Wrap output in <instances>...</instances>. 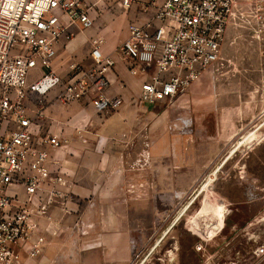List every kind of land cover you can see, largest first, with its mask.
Segmentation results:
<instances>
[{"label":"crops","instance_id":"obj_1","mask_svg":"<svg viewBox=\"0 0 264 264\" xmlns=\"http://www.w3.org/2000/svg\"><path fill=\"white\" fill-rule=\"evenodd\" d=\"M151 14L150 10L145 14L133 11L125 15L114 9L98 18L95 28L81 31L78 26L73 27L69 39H62L56 47L57 57L51 63V71L62 82L69 63H78L83 68L92 66L91 40L101 36L104 40L102 53L115 60V66L112 70H105L104 76L109 81L107 95L122 101L118 109L101 114L88 101L62 104L57 100L60 86L42 97L27 94V108L31 113L41 115L37 120L38 136L57 135L65 141L60 148L50 151V166L59 170V176L67 184L56 187L60 196L46 208L43 216L37 214L36 202L32 200L31 224L35 233L44 238V245L41 256L30 264H53L56 261L70 264L71 260L78 258L80 264H126L130 258L132 231L144 227L150 230L154 226L151 197L163 195L172 199L183 194L215 164L224 145L244 127L243 112L236 107L235 101L228 99L231 105L227 104L224 111L225 105L221 102L226 100V94L217 89L213 96L203 92L200 87L204 88V85L200 80L190 88V95L179 97L178 102L180 105L185 101L194 104L199 97H208L213 104L209 103L206 111L216 106L213 121L203 113L194 142H186L182 136H174L171 141L165 120L156 119L159 105L150 106L138 100L141 85L150 72L143 73L139 66L132 65L116 52L117 46L126 38L128 21L136 18L143 22ZM38 76L40 71H32L29 83ZM204 120L214 123L215 134L204 130ZM146 140L150 145L147 166L141 170H129ZM231 147L232 143L220 162L191 191L196 199L203 191L209 192L212 188L218 173L232 158ZM153 180L157 181L155 187ZM11 193L17 195L19 202L26 201L23 187L12 189ZM193 203L187 199L176 209L133 264H160L163 252L171 263L174 262L175 246L172 241L166 245L165 239ZM210 208H216L224 216L232 207L216 198L215 205L204 200L201 210L194 211L186 219L192 230L206 223L201 219L207 212L202 211ZM209 216L212 223L206 224L214 232L206 234L205 239L218 245L231 230L220 223L223 217Z\"/></svg>","mask_w":264,"mask_h":264},{"label":"built area","instance_id":"obj_2","mask_svg":"<svg viewBox=\"0 0 264 264\" xmlns=\"http://www.w3.org/2000/svg\"><path fill=\"white\" fill-rule=\"evenodd\" d=\"M114 9L125 15L152 11L143 22L128 21L126 38L116 48L121 58L150 72L140 103L167 105L186 94L220 60L228 30L263 42L264 59V0H0V264H30L41 256L44 238L31 224L30 205L35 200L43 216L60 196L56 187L67 185L50 166V151L65 141L38 136L41 115L29 111L27 94L42 97L60 86L62 104L88 101L101 114L122 105L106 93L104 71L112 70L115 60L102 53L101 36L91 40L90 68L69 63L62 82L51 71L56 47L69 39L73 27L88 31ZM37 70L40 76L29 83ZM183 125L179 131L190 133V126ZM149 147L146 140L129 170L147 166ZM19 187L24 202L11 193ZM256 253L264 255V248Z\"/></svg>","mask_w":264,"mask_h":264},{"label":"rangeland","instance_id":"obj_3","mask_svg":"<svg viewBox=\"0 0 264 264\" xmlns=\"http://www.w3.org/2000/svg\"><path fill=\"white\" fill-rule=\"evenodd\" d=\"M230 32L222 43L220 60L201 78L204 88L202 86L200 90L212 96L216 89L225 93L226 100L221 102L225 105L224 111L229 104L228 99L235 101L236 107L243 112L246 121L244 127L224 145L215 164L183 194H178L172 199L163 195L151 197L152 202L155 203H153L152 212L154 226L148 229L149 231L144 229L145 227L132 231L134 233L129 238L130 258L126 264H133L140 257L156 232L187 199L194 203L179 225L165 239L166 245L172 241L175 246L172 257L174 262L171 263L170 258L163 252L160 264H264V255L259 256L256 253L257 250L264 248L263 42L251 40L242 32L233 30ZM186 94L190 95V90ZM178 99L172 104L159 105L157 108L159 114L156 119L165 120V127L168 135L171 136V141L174 136H182L185 137L186 142H194L195 132L201 125V114L204 113V116L210 117L213 121L216 106L210 107L209 112L206 111L208 104H213L208 101V97H199L194 104L185 101L181 105ZM211 122L204 120L203 127L205 131L215 134V126ZM185 123L190 126V133L179 131ZM231 143L232 158L222 167L209 192L203 191L196 199L194 192L191 194V191L202 177L220 162ZM137 159L138 155L135 160ZM155 182L153 180L154 187ZM215 198L232 207L230 213L225 212L224 216L216 208L202 211L207 212L202 217L204 221L201 219L203 223H212L209 215L215 219L219 215V218L223 217L220 223L230 227L231 231L218 245L205 239L206 234L214 232L210 226L208 227L205 223L197 230H192L186 221L194 211L201 210L204 200L207 199L215 205ZM239 229L243 232L239 233ZM145 231L148 234H145ZM70 264H80L79 258L71 260Z\"/></svg>","mask_w":264,"mask_h":264}]
</instances>
